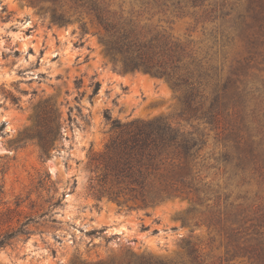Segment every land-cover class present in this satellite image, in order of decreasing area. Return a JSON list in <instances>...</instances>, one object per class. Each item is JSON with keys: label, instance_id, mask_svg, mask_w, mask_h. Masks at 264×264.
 <instances>
[{"label": "rangeland", "instance_id": "374dc122", "mask_svg": "<svg viewBox=\"0 0 264 264\" xmlns=\"http://www.w3.org/2000/svg\"><path fill=\"white\" fill-rule=\"evenodd\" d=\"M107 1L192 41L224 107L183 112L71 0H0V234L30 218L0 264H264V0ZM157 119L197 144L156 154L130 191L108 166L113 124Z\"/></svg>", "mask_w": 264, "mask_h": 264}, {"label": "trees", "instance_id": "16d2710c", "mask_svg": "<svg viewBox=\"0 0 264 264\" xmlns=\"http://www.w3.org/2000/svg\"><path fill=\"white\" fill-rule=\"evenodd\" d=\"M71 1L94 16L104 32L106 52L119 55L126 70H143L165 77L174 89L181 91L183 112L199 114L210 123L215 120L220 108L224 107L221 102L224 92L220 91L217 82L213 83L209 64L195 56L192 41H181L166 29L156 30L141 24V20L132 14L125 15L121 10L112 9L107 0ZM161 1L163 7L168 6L169 0ZM189 1L196 5L200 0ZM170 5L173 11L183 13L185 5L182 0H172ZM210 86L212 91L208 92ZM210 94V104L204 108ZM113 127L120 129V133L107 144V150L114 158L108 166L117 178L126 182L130 191L135 185L143 188L144 178L156 154L172 148L175 154L187 159L197 144L161 119L123 125L114 122ZM29 220L27 218L15 229L0 234V247L17 235L27 234Z\"/></svg>", "mask_w": 264, "mask_h": 264}]
</instances>
